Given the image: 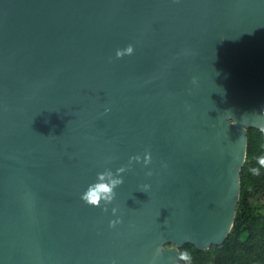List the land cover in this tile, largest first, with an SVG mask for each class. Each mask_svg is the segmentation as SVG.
<instances>
[{
    "label": "water",
    "instance_id": "95a60500",
    "mask_svg": "<svg viewBox=\"0 0 264 264\" xmlns=\"http://www.w3.org/2000/svg\"><path fill=\"white\" fill-rule=\"evenodd\" d=\"M249 128L264 0H0V264H185L181 247L221 245ZM101 173L123 183L88 205Z\"/></svg>",
    "mask_w": 264,
    "mask_h": 264
},
{
    "label": "trees",
    "instance_id": "16d2710c",
    "mask_svg": "<svg viewBox=\"0 0 264 264\" xmlns=\"http://www.w3.org/2000/svg\"><path fill=\"white\" fill-rule=\"evenodd\" d=\"M261 156H264V130L249 128L233 227L221 245L205 251L191 244L181 247L180 251L190 253L191 264H264V167L258 163Z\"/></svg>",
    "mask_w": 264,
    "mask_h": 264
},
{
    "label": "clouds",
    "instance_id": "9594fccd",
    "mask_svg": "<svg viewBox=\"0 0 264 264\" xmlns=\"http://www.w3.org/2000/svg\"><path fill=\"white\" fill-rule=\"evenodd\" d=\"M125 52L128 54L132 53V47L129 46ZM124 55V52L118 51L117 56H122ZM138 159V157H137ZM151 160L150 153L145 154V163H149ZM258 163L261 167H264V156H261L258 158ZM118 171H123V169H119ZM256 174H259L258 169L253 170ZM111 176V173H101L98 174V180L101 181L100 183L95 184L94 186H90L87 193L84 194L81 199L86 202L88 205L92 206H99L101 200H105L106 202L111 201V199L114 196L113 193V188H115L117 185L122 184L123 180L122 179H111L110 182H103L105 180V177ZM148 186L145 185L144 189L147 190ZM179 260H182L185 262V264H191V255L187 250L180 251Z\"/></svg>",
    "mask_w": 264,
    "mask_h": 264
},
{
    "label": "rangeland",
    "instance_id": "374dc122",
    "mask_svg": "<svg viewBox=\"0 0 264 264\" xmlns=\"http://www.w3.org/2000/svg\"><path fill=\"white\" fill-rule=\"evenodd\" d=\"M263 202H261L260 204H262ZM176 246L175 245H173V244H167L166 245V248L167 249H170V248H175ZM180 250V249H179Z\"/></svg>",
    "mask_w": 264,
    "mask_h": 264
}]
</instances>
